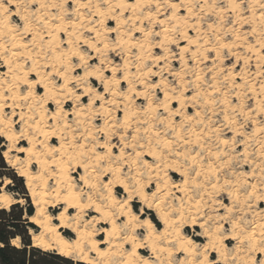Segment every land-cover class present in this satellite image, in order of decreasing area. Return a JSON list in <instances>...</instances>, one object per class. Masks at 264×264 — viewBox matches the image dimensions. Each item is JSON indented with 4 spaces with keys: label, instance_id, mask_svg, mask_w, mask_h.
Here are the masks:
<instances>
[{
    "label": "snow or ice",
    "instance_id": "1",
    "mask_svg": "<svg viewBox=\"0 0 264 264\" xmlns=\"http://www.w3.org/2000/svg\"><path fill=\"white\" fill-rule=\"evenodd\" d=\"M206 4H209V0H157L156 3L146 0L143 4L140 0H119L115 4L113 0H96L95 4L92 0H60L59 3H51L50 0H22V2L0 0V16L3 17L0 19V68L5 70L2 79L6 81V85L0 84V87L4 88V92H0V99L5 102L13 101L12 108L27 109L20 116L23 128L18 135L15 132L9 133L8 139L13 141V146L19 140H28L30 146L27 149H16L18 152L28 154L19 175L27 177L30 182L41 181L45 196L50 192L59 199L63 191L65 205L79 207V204L70 202L72 196L77 198L84 196L83 192H73L76 184L73 178L75 169L83 168L84 175L80 176V181L89 189L95 186L89 181L93 173L115 178L116 173L123 174L127 170L132 173L131 182L140 189L137 195L131 198L143 197L148 208L156 207L161 213L159 219L164 225L165 233L173 226L177 231L182 232L184 226L188 224H198L201 228H205L210 222H215L222 247L226 248V240L235 241L237 247L248 243L250 253L261 254V258L253 259L252 264H264V166H262L264 161L245 173L239 187H231L234 181L227 176L223 185L218 187L219 173L224 169L214 166L215 160H219L221 155H228L220 144L227 146L229 139H221L220 144L216 145L217 151L213 152L209 147L211 137L208 135L210 127L213 130L219 127L212 121V117L218 116L219 113L214 107H209L216 105L218 100L220 104L225 105L220 109L225 113V127L232 123L239 124V128L230 129L233 132L231 138V143L234 145L233 154L236 153L237 147L244 143L245 133L240 129H246L249 124L257 123L247 116L239 122L231 120L228 110L232 100H229L224 93L232 94L237 105L240 108L244 107L240 103V96L231 93L227 84L231 83L235 86L236 79L239 78L247 85L244 76L245 73H250L253 58L257 60L256 75L264 78V64L260 63L264 60V0H229V7H226L221 0H212L210 7H218L222 12H228L230 15L227 17H214L212 12H205ZM164 6L168 13L164 19L153 20L152 16L145 17L153 27L159 25L160 31L154 32L151 29L146 31L138 27L143 20L135 16L137 9L142 12L146 9H155L157 15H160V9ZM18 7L21 10L14 11ZM80 9L87 10V14ZM257 10L260 21L259 32L254 26ZM125 12L130 15L125 16ZM244 12L250 13L252 18H246ZM232 13L236 15L232 16ZM109 21H114L115 26H109ZM130 21L132 27L129 33H140L137 43L140 39L155 37L159 42L152 46L164 49L166 45L179 46L180 41H184L182 51L193 63L197 61L204 63L212 59L213 67L216 68L218 62L219 67L216 70L223 77L224 92L216 76L211 78L213 82L206 84L204 96L201 95L199 84L185 86L181 83L173 88L176 95L169 96L165 91L164 99L157 98L158 103L154 108L149 104L142 109L145 112L155 113L151 119L137 121L124 115L116 117V123H109L108 118L111 117L109 111L108 117L104 118V126H94L95 133L88 130L80 131L78 127L80 121H76L77 127H73L68 122L62 101L58 98L61 94L66 98L71 96L69 84L72 82L67 73L86 63L81 48H95L99 51L96 45L103 44L107 49L111 33H116V37L113 38L114 47L111 50L115 51L121 47L120 32ZM198 24L201 27H198ZM201 28L209 33L207 39L201 34ZM85 33L89 35L85 36ZM162 33L163 39H160ZM102 36L104 40L100 39ZM168 50L171 51L170 48ZM72 58H77L80 64H73ZM155 58L167 60L166 56ZM179 58L183 60V56ZM224 61H227V64ZM115 71L118 69L113 71V76ZM9 75L11 79L8 78ZM123 79L126 81L127 77ZM195 79L202 81L205 78L197 75ZM115 84L119 85L120 79H116ZM75 86L73 84V87ZM259 86L264 90V82ZM151 87L159 88L160 85L153 84ZM189 92L191 95H188ZM139 94L135 93V95ZM112 95L124 97L125 93L112 91ZM221 95L223 99H220ZM244 96L251 98L247 92ZM133 98V96L127 97L129 101ZM75 99L79 100L80 95H76ZM97 99L103 97L98 94ZM173 99L176 102L175 107L169 103ZM91 103L94 104L95 101ZM50 104H54L55 108H51ZM5 106L7 105L0 104V109ZM190 108L195 111L190 112ZM202 111L204 115H201ZM247 111L264 117V104L257 110L249 106ZM231 112L236 113L237 116L244 115L243 111L238 112L236 107H231ZM10 115H15V112ZM97 118H101L99 113ZM0 123L5 121L0 120ZM259 123L260 128L253 129L252 135L264 133V120ZM12 124H15V121H12ZM133 124L136 127H133ZM0 135H4V132L0 131ZM117 136L120 151L114 154L113 149L116 145L112 143L111 138ZM11 150L10 148L9 151ZM261 155L264 156V152ZM213 157L215 160L212 159ZM2 159L3 157L0 156V160ZM223 163L225 166H231V157L229 156ZM245 163H248L246 158ZM20 164L17 158V162L12 164V167L15 168ZM98 169L104 171L98 173ZM171 173H179V182L172 179ZM152 177H155V180ZM125 178L129 179V177ZM49 181L52 183L49 184ZM4 182L0 174V184ZM7 183L11 184V181ZM111 184L112 181L109 180L108 184L103 185L109 193ZM209 188L213 189L211 194ZM125 190H128L127 185ZM132 191H136V188ZM177 193H180L178 197ZM241 195L245 197L242 203L246 211L243 215L237 216L236 213L241 212L239 206ZM148 196H151V201L148 200ZM88 198L91 199L90 193ZM225 200L228 202L225 203ZM8 203L10 202L0 204V208L7 207ZM121 206L126 207V202H122ZM165 207L167 211L163 210ZM254 207H260L261 211L254 212ZM185 208L189 212L194 210L188 219H184ZM204 208L210 209L213 215L204 213V218L201 219V210ZM97 211L100 209L97 208ZM249 211L254 212L259 222L255 218H249ZM39 215L43 217L44 213ZM217 216L218 221L215 220ZM63 218L61 216V219ZM132 221H137L132 225L133 232L137 227L156 231L151 222L140 223L136 216L127 221L123 228H127ZM34 222L42 221L36 219ZM113 223L115 224V221ZM225 223L229 225L227 229L224 228ZM257 228L260 229L259 235ZM203 235H210L206 228ZM0 239H6L2 233ZM123 242L129 243L128 240ZM131 243L132 247L128 255L132 257L137 255V248L147 247L146 244H136L135 237ZM188 243L191 244L192 241L189 240ZM11 244L17 248L21 247L17 239L11 240ZM209 247L216 251L215 244L210 243L205 246L203 260L191 262L187 259H178L176 264H228L229 257L226 252L221 253L222 259L219 261L209 260L207 258ZM96 251L100 259L95 264H106L103 260L105 253L99 249ZM152 251L155 252V249ZM175 251L183 253L185 249L177 248ZM116 264H135V262L125 259L117 261ZM141 264H154V262L145 259ZM232 264H236L235 257H232Z\"/></svg>",
    "mask_w": 264,
    "mask_h": 264
},
{
    "label": "rangeland",
    "instance_id": "2",
    "mask_svg": "<svg viewBox=\"0 0 264 264\" xmlns=\"http://www.w3.org/2000/svg\"><path fill=\"white\" fill-rule=\"evenodd\" d=\"M22 2V0H21ZM51 3H59L60 0H50ZM153 3L157 2V0H152ZM221 2L226 6V3L224 0H221ZM92 3L95 4L96 0H92ZM212 3V0H209V4H206L205 6V12H212L213 16H224L227 17L230 14L228 12H222L220 10V8L218 7H210V4ZM165 7H161L160 9V15H157L156 10L152 9V10H144L143 12L139 9L137 11V14L139 15L140 18L144 17V13L148 12L150 13V15L152 16L153 20H161L164 19V16H166L168 13L165 11ZM227 7V6H226ZM21 9L18 7L16 9H14V11H20ZM51 11V10H50ZM81 12H84L85 14H87V10L85 9H80ZM63 14V13H61ZM256 14H259V11H256ZM125 16L130 15V13L125 12L124 13ZM201 15H203V13H201ZM232 16H235V13L231 14ZM244 16L246 18H249L250 13L248 12H244ZM2 17V16H0ZM139 25V24H138ZM257 27V31L259 32L260 29V24H255ZM254 25V26H255ZM109 26L114 27L115 26V22L114 21H109ZM198 27H201L199 24L197 25ZM132 27V23L129 22V24L125 25L123 27V29L120 32V38L122 39H128L130 40L129 43V47L126 49H119L117 48L115 51L111 50L114 47V43H113V38L116 37V33H111L109 34V38H108V48L107 49H103L102 52L100 54H97L93 51H91L89 48L87 47H83L81 48V54L85 56L86 59V63L83 64V66H77L74 70H70L67 75L69 80L72 82L69 84V89L71 91V96L66 98L63 94H61L58 98L62 101V107L64 108V112L65 115L67 116L68 122L72 124L73 127H77L76 124V119L73 117L72 112L74 110L77 109H81L84 108V110H82V113L84 114V119L83 121L79 124V130L80 131H92L93 133H95V127L94 126H104V118L108 117V113L109 111H111V117L108 118L109 119V123H116L117 121L115 120L116 117H122V112L124 108L127 107H131V109H133L131 112L134 113L131 114L130 119H135L137 121L139 120H144V119H151V116L155 115L154 112L151 113V111L145 112L142 109L145 107H148V105L150 104L152 108H154L156 106V103H158L157 98H159V100H161L162 98V93H160V91H167V93H169L171 96L176 95V93L173 92V88L174 87H178L181 83L184 84L185 86H189V85H195V84H199L201 86V95L204 96L205 92H204V88L206 87V84L208 82H213L211 80V78L213 76H216L217 81L220 82V86L222 88V92H224V84H223V77L222 75L217 73L216 68L219 67V63L216 62V68L213 67V63L214 61L212 59H208L206 60L204 63H199V61H197L196 63H193L192 60H190L188 58L187 54H184L183 52H181L180 50L184 47L185 42L184 41H180L179 46L177 45H166V47L164 49L158 48V47H153L152 44L158 43L159 40H157V38L155 37H149L147 39H140L139 43L141 45H143V52L145 55L151 56V58L149 59V61H145L144 64L140 65L135 61V56L137 54L136 52V48L133 47L134 43H137V37L140 36V33L138 32H132L129 33V29ZM140 28L142 27V29L144 30H149L151 29L152 31H160V26L157 25L156 27H153V25L151 23H149V21L147 19H143V23L139 26ZM220 30V29H218ZM231 30V29H229ZM190 35H193V33H189ZM201 34H203L205 36V38L207 39L209 33L204 32L203 28H201ZM88 33H85V36H88ZM175 35V34H173ZM172 37L170 36L169 39H171ZM7 39V38H5ZM101 40H104V37H100ZM160 39H162L160 37ZM134 42V43H133ZM98 48L101 47V44L96 45ZM131 46V47H130ZM171 49V51H169L168 49ZM239 51V50H237ZM244 54V53H241ZM160 56H166L167 60L164 59H160L159 63H157L156 65L153 63V60L156 59L155 57H160ZM183 56V60L185 65H183L182 63L179 62V57ZM72 62L73 64H77L79 65L80 62L79 60L72 58ZM126 62L128 63V72H129V77H130V86L134 89V91H132L131 93L129 92V84H122L121 89L118 90V92H124L125 94L128 93L129 96H133L134 98L131 100V104L130 102L128 104H126L122 97L120 96H116L113 98V96L111 97L109 94H103L104 90L102 87V83L98 82V81H93L92 84L90 85V91L89 93H87L86 95L79 89L80 86L85 87V80L79 82V84H83V85H77L76 84V79L80 78L83 76V74L89 70L92 69L93 66H97L99 71L101 73H103V78L104 79H110L113 77V74H111L109 71L106 70V66L107 65H111L114 66L115 68L119 69L117 71V73L115 74V79H121L122 75L125 73V70L123 68V63ZM225 64H227V61H224ZM262 64H264V62H260ZM252 64V69L250 71V73H245L244 79L248 82L247 85L243 84L239 78L236 79V85L233 86L231 83L227 84V88L231 90V93H234L235 95H239L240 96V103L244 105L243 108H240L237 105L236 100L234 99V96L232 94H228V93H224L227 95V98L229 100H232V105L229 107L228 110V116L230 117L231 120H235L237 122L241 121L244 119L245 116L249 117L251 120L253 121H257V123L255 124H249L248 127L246 129H240L241 131H244L245 135H244V143L240 144L237 149H236V153L233 154L232 153V148L234 147V145H232L231 143V138L233 137V132L230 130L231 128H239V124L238 123H232L230 124L228 127H225V123H224V117H225V113L221 112L220 109L225 107V105L220 104L219 100L217 102L216 105H209V107H214L215 110L217 111V113H219L218 116H213L212 117V121L215 125H219L218 128H216L215 130H213V128H209L208 129V135L211 137V143L209 144V147H211L213 152L217 151L216 145L220 144L219 142L221 141V139H229V144L227 146L220 144V147L223 149V151L225 153H227L228 155H221V158L219 160H215V157H213L212 159L215 160V165L214 166H219L220 168H223L224 170L221 171L219 173V179H220V185H223V181L225 179V177L227 176L229 179L233 180L234 183L233 185H231V187L236 188L239 187L240 184L243 181L244 175L245 173L249 172L253 167H255L257 164H260L261 161H264V156L261 155L262 152H264V147H262V144H264V134L263 133H258L257 135H252V131L253 129H259L260 128V123L259 121L264 120V117L255 115L254 112H249L247 111V108L250 106L253 110H255L254 108V101L252 99V96L249 94V86L252 84L254 89L256 90V92L258 93V87L260 85V83H262V81L264 80V78H261L259 76L256 75L257 72V68H256V64L257 62H254V60L252 59L251 61ZM4 69L0 68V79H2L3 77V73H4ZM142 73H147V76L142 75ZM195 74V75H194ZM142 76L144 78V84L145 85H141L137 82L138 77ZM201 76L204 77L205 79L202 81H197L195 79V76ZM181 77L183 78L181 80ZM73 84H75L76 86L73 87ZM153 84H158L160 85L159 88H152L151 85ZM210 91V90H209ZM134 92V93H133ZM141 93L144 92V97H140L138 95H135V93ZM247 92L248 96L251 98H246L244 96V93ZM80 95V99L77 100L75 99L76 95ZM99 94V96L103 97V99H97V95ZM188 95H191V93L189 92ZM82 96H84V98L82 99ZM137 97H140L139 100L137 99ZM145 97H147V99H145ZM263 97V98H262ZM258 100H261V105L264 104V91L260 94L257 95ZM93 99L95 101L94 104L91 105V108L88 109L87 105L89 103V100ZM220 99H223V95L220 96ZM113 101H117V103H113ZM6 105L9 104V102H5ZM135 103V104H134ZM148 103V104H147ZM134 104V105H132ZM176 104L173 105V107H175ZM51 108H55L54 104H50ZM203 108V105L201 106ZM231 107H236L237 111H243L244 115L243 116H237L236 113L231 112ZM11 108V109H10ZM101 108L104 109L103 112L100 115L101 118H97V113L100 114ZM206 110V109H205ZM27 111V109L25 108H12L11 106L9 108H5L3 107L0 111V119L4 120L5 123H0V131L4 132V135H0V149H2L1 152V156L3 157L4 163L6 164L7 167H9L11 170L14 171V173L20 177L18 175V170H23L22 168V164L26 162L27 156L23 153H18L16 149L18 148H27L28 147V142L26 140H19L15 143V146H13V141L8 139V135L9 133L15 132L17 135L19 134V131L23 128V124H21L20 122V116L25 113ZM190 112L195 111V109H189ZM15 112V115H10L11 113ZM71 113V114H70ZM201 115H204V112H201ZM12 121H15V124H12ZM49 123H52V121H48ZM133 127H136L135 124H133ZM60 129H58L59 131ZM107 131V129H106ZM98 135V134H97ZM112 143L116 145V147L113 149V153L114 154H118L120 151V147H119V141H118V136L117 137H112ZM239 139V138H237ZM54 142V141H53ZM12 149L11 151H9V149ZM130 151V150H128ZM242 154V155H241ZM4 155H6L8 157L9 162L7 163L5 161ZM229 156L231 157V161L232 164L231 166H225V164L223 163V161L227 160L229 158ZM17 158H19L21 164L18 165L17 167L13 168L12 164L17 162ZM245 158L247 159L248 163H245ZM150 159V158H149ZM262 166H264V164H262ZM1 171V170H0ZM29 171H33V169H29ZM104 171V169H98V173H102ZM84 175V170L82 168H77L75 169V171L73 172V178L76 182L75 184V188L77 189V191L79 192H83L84 196H81L82 200L85 201L86 197L89 195H91L92 199L95 202H100L103 203L102 199H100V195L99 194H103V185L104 183L109 182V180H112V176H104L102 174H97L94 173V175H92L89 178V181L95 185L93 188L89 189L87 186H84V184L82 182H80V176ZM131 176L132 173L128 172L127 170H125V172L123 174H120V177L126 182V184L130 187H134V184L131 182ZM172 179L175 180L176 182H179L180 177L179 175L176 174H171ZM125 177H129V179H126ZM154 180V179H153ZM3 181H5L3 184H0V194H6L9 196V202L7 207H3L5 209H8L10 205L12 204H20L22 206L25 205L24 200H15L10 194H8L6 192V186L8 185L7 179H3ZM24 184H25V180L23 179ZM52 182L49 181V184H51ZM35 186V190H39L41 188L39 183H33ZM26 188V186H25ZM95 188V189H94ZM27 190V188H26ZM209 193L211 194L213 192V189L209 188L208 189ZM28 193V197H29V201L32 205V207L34 208V215L37 219H41L42 217H40V213L39 210L43 209L44 213H48L52 219H54L60 212L63 211L65 205L62 204L59 199H55V197H53L54 195H52L49 192V196L46 198V200L44 202H39L36 198H31L29 195V192L27 190ZM114 193L116 195L117 198H119V200L121 202H123L125 199H128V195H125L124 191L120 188H115ZM63 195V191L62 194ZM177 197L180 195V193L176 194ZM149 201H151V196H148ZM241 199V205H239L241 207V212L236 213L237 216L239 215H243L244 212L246 211V208L243 206V200L245 199V197L243 195H241L240 197ZM131 207L132 210L135 214H137L139 216V219H145V218H149L151 219V221H157L156 225L154 222L153 224L155 225V229L156 230H161L163 228V225H161V223L158 221L157 217H156V209L155 207L153 208H148L145 205L141 204L140 202H138V199L135 198H131ZM178 202V201H177ZM225 203H227L228 201L225 200ZM1 208V209H3ZM164 211H167L168 209L165 207L163 209ZM261 209L260 207H254V212H260ZM74 210H71V214L73 213ZM142 212V214H140ZM254 212L249 211L248 215L249 218H255L257 219V222H259V218L254 216ZM204 213H208L209 215H213L211 213L210 209L204 208L201 210V219L204 218ZM115 214V213H114ZM221 214H223V212L221 211ZM189 215L192 214H187L184 217L185 219H188ZM95 216L94 213H86V216L84 217V220H89L90 217ZM215 220L218 221L219 217H215ZM30 222V221H29ZM124 222V219L120 218L117 220V223L119 226H121ZM31 223V222H30ZM33 224V223H32ZM53 224L57 225L58 222L53 221ZM34 225V224H33ZM36 227V225H34ZM189 226V224H188ZM174 227V226H173ZM229 227L228 224H224V228L227 229ZM102 228H108V226H104V225H99L97 226V230H100ZM175 228V227H174ZM205 228L207 229V231L212 234L213 236L215 235L216 240L219 241V234L217 232V228H216V223L215 222H210L208 225L205 226ZM205 228H201L199 227H184L183 230V234L185 236H189L193 239L194 244V249L196 251V253L198 254L197 257L194 258V262L195 261H200L202 259V256L205 254V246H208L210 244V237H213L212 235L210 236H205L203 235ZM37 231H30L31 234V241L32 244H37L42 242V244H39L38 247L40 249H43V251H54L52 249L51 246H49L47 244L48 237L47 235H44L41 231L40 228L36 227ZM176 229V228H175ZM204 230V231H203ZM64 235H66L69 239H74L75 236L74 234L70 233V231H65L64 229L62 230ZM217 232V233H216ZM260 229L257 228V235H259ZM126 231H122V234H126ZM215 233V234H214ZM136 234L138 235V237L140 239H142L144 237V230L139 229L138 231H136ZM217 235V236H216ZM205 237V238H204ZM104 238L103 235L99 236V240L102 241ZM41 239V240H40ZM18 240V239H17ZM39 240V242H38ZM209 241V242H208ZM230 242V243H229ZM226 243V249L225 252L227 253L229 259H228V264H232V257H235V261L236 264H252V260L253 259H259L261 258V254H257V252H249V247L250 244L246 243L240 247H237V244L235 241H229ZM212 244L214 242H211ZM215 246H218V244L215 242L214 243ZM12 245V244H11ZM14 246V245H13ZM45 246V247H43ZM105 246H103L104 248ZM126 249L128 250L129 247L127 246ZM167 249V250H166ZM171 249V250H170ZM176 247L174 246V244L172 245H164V243L161 241L160 244V251H162L161 253V257L164 260L167 256V254H169V252H173L172 253V257H170L171 261L173 262L172 264H176V261L178 259L183 258L182 254H179L178 256H175V251ZM211 247L208 248V251L210 252ZM168 251V252H167ZM204 251V252H202ZM56 252V251H55ZM167 252V254H166ZM207 252V253H209ZM141 255L149 257V252L147 250H144V252L140 251ZM203 254V255H202ZM165 255V257L163 256ZM201 255V256H199ZM174 256V257H173ZM173 258V259H172ZM69 259H72L74 262L76 261V258L74 256H71ZM211 259H217V254L214 253H209V260ZM153 261V260H152ZM154 262V261H153ZM116 264V263H113ZM154 264H157L156 262H154Z\"/></svg>",
    "mask_w": 264,
    "mask_h": 264
},
{
    "label": "bare ground",
    "instance_id": "3",
    "mask_svg": "<svg viewBox=\"0 0 264 264\" xmlns=\"http://www.w3.org/2000/svg\"><path fill=\"white\" fill-rule=\"evenodd\" d=\"M224 1L226 3V6L229 7L230 6L229 0H224ZM117 2H119V0H113L114 4ZM145 2H146V0H140L141 4H143ZM138 10L139 9L136 10L135 16H139L137 14ZM146 16H151V15H150V13L145 12L144 17H142L141 19L142 20L145 19ZM2 18L3 17H0V19H2ZM251 18L252 17L250 14L249 19H251ZM255 24H260L259 14H256ZM140 25L141 24H139L138 27ZM165 26H167V24ZM128 38L127 39L121 38V45L122 46L119 47V49L121 48L123 50V49H126L129 47L130 40ZM161 38L163 39V33L161 34ZM133 47L136 48L137 54L135 56V61L138 64L142 65V64H144L145 61H149L151 56L144 54L143 47H141L140 43H134ZM89 49L91 51L97 53V54H100L102 52V50L105 48H104L103 44H101L99 51H96L95 48H89ZM182 49L180 50L181 52H183ZM75 59H77V58H75ZM178 60L180 63L185 65L184 60H182L180 58ZM253 60H254V62H257V60L255 58H253ZM159 62L160 61L157 59L153 60V63L155 65ZM260 62H264V60H261ZM123 68L125 70V73L122 75L119 85L115 84L116 79L114 76L110 79H104L103 73H101L99 71L97 66H93L92 69L87 70L83 74L82 77L77 78L76 84L77 85H83V84H79V82L85 80V82H86L85 84L87 85V87L80 86V88H79L84 94L89 93L90 85L92 84L93 81H98V82L102 83V87L104 90L103 94H109L111 97L113 96V98L116 96L112 95V91H118L119 89H121L122 84H126V85L129 84L128 87H129V89H131V91H129V92L131 93L132 91H134V89L130 86L128 63L124 62ZM115 69H117V68H115L114 66H111V65L106 66V70L109 71L111 74H113V71ZM89 72L91 73V75H86V73H89ZM116 73H117V71H115V74ZM142 75H143V77L147 76V73L146 74L142 73ZM123 77H127V80L125 81L123 79ZM137 77H138L137 82L141 85H145L143 82L144 78L140 75L139 76L137 75ZM8 78L11 79L12 78L11 75H9ZM81 78H83V79H81ZM262 82H264V80ZM0 84L6 85V81H4L3 79H0ZM252 89H254V87L251 84L249 86V94L252 96V99L254 101L255 110H257L259 108V106L261 105V100H258L257 95L262 93L264 90H262L260 88V86L258 87V91H259L258 93L256 92L257 88H256V90L254 89V91ZM165 90L160 91V93H162L161 100L164 99ZM0 92H4L3 87H0ZM168 95L171 96L169 93H168ZM128 96L129 95L127 93L124 95V97H122V99L126 104H128L129 102L131 104V101H129L127 99ZM138 96L144 97V92H141ZM140 97H137V99L139 100ZM83 98H84V96H82V99ZM91 101H94V100L93 99L89 100V103L87 105L88 109H90L91 105L93 104V103H91ZM8 102H9V104L7 106H5V108H9L14 103L11 100H8ZM169 103L172 106L174 104H176L174 99L170 100ZM0 104H6V103L4 100L0 99ZM134 104H132V105H134ZM82 110H84V108L77 109V110H74L72 112L73 117L76 120H79L80 123L84 119V116H83L84 114L82 113ZM132 110L133 109H131V107L124 108L123 112H122V117L124 115H127L130 118L131 114L134 115V113L131 112ZM0 111H1V109H0ZM101 111L102 112H100V115L102 113H105V112H103L104 109H102V108H101ZM77 113H78V115H77ZM24 140H26L28 142L27 139H24ZM29 146L30 145H28V147ZM27 148H25V149H27ZM18 153H23L26 156L28 155L27 152H18ZM4 158H5V161L8 163L9 162L8 157L6 155H4ZM20 171L21 170H18V172H20ZM171 174L179 175V173H171ZM18 175H19V173H18ZM92 175H94V173ZM21 178H23L25 180V186H26L31 198L34 197L41 203L46 200V198L49 195H47V196L44 195L45 189H44L43 183L41 181H31L30 182L27 177H21ZM152 179L155 180V177H152ZM111 181H112L111 192L109 193L108 190L105 187H103V190H102L103 194H99L100 199L103 200L102 201L103 203H101V201L99 203L95 202L92 199V197H91V199H89L88 196L86 197L85 201H83L81 197L77 198L76 196H72V197H70V202L73 204H79V207H68L64 203V193H63V195H61V197L59 198V201L62 204H64L65 207H67V211H65V207H64L63 211L60 212L54 219H52V217L48 213H44L43 209H40L39 212L44 213L43 217L41 218L42 222L41 223H35L34 220L37 219L35 216H32L29 221L31 223H33L34 225H36V227L40 228L44 235H47L48 240H49L47 242V244L49 243L48 245L51 246L52 249L54 251H56V253L58 255H60L64 258H70L71 256H74L76 258L77 262L84 263V264H95V262L100 259L96 249H99V251L105 253V255L103 256V260L106 262V264H113V263H116L117 261L125 260V259L132 260L135 262V264H141V262L145 259L153 260L156 263L158 261V264H172L173 260L171 261V259H170V257H172V254L170 255V252H169V254H167L168 251L166 252L167 256L164 260L161 257V253H162V251H160L161 241L164 243V245L174 244L176 249L177 248L185 249V251L183 253L176 252L175 256L182 254L183 258H181V259H187L191 262H194V258L197 257L198 254L196 253V251L194 249L195 243L193 242V239L189 236H185L183 234V231L182 232L177 231V229H175L174 227H169L168 231L165 233L164 232V225L162 224V222L159 219V216L161 215V213L157 211L155 206L154 207L156 209V212H155L156 217H157L158 221L161 223V225H163V228L161 230L153 231L152 229L137 227L135 232H133L132 231V225L136 224L137 221H132V224H129L127 228H123V225L125 223H127V221L131 220L133 216H136L139 218V216L137 214H135L132 210L130 199H131V197H135L137 195V192L140 191V189L135 184H134V187L128 186L126 184V182L120 177V173H116L115 178L112 177ZM34 182L40 184L41 188L39 190H35V186L33 184ZM80 182H82V181H80ZM105 184H108V182L104 183V185ZM125 185H127V188H128L127 191L125 190ZM115 188L122 189L124 191L125 195H128L127 196L128 199H125L123 201V202H126V207L121 206L122 202L119 200V198L116 197V195L114 193ZM133 188H136V191H132ZM73 192H79V191H77V189L74 188ZM53 197H55V196H53ZM55 199H56V197H55ZM137 199H138V202H140L141 204H143L147 207V204L145 203L143 197H140ZM6 202H9V196L6 194H3V193L0 194V204H4ZM89 204H91L92 206L89 207L88 206ZM97 208H99L100 211H97ZM71 210L72 211L74 210V212H75V213L73 212L74 214H72V215H70ZM87 212L94 213L95 216H92V217L89 216L90 217L89 220H84V217L86 216ZM193 212H194V210H193ZM193 212H189V210L187 208H185V213L193 214ZM140 214H142V212ZM61 216H63L64 218L61 219ZM119 217L124 219V222L121 226H119L117 223V220L119 219ZM53 221L58 222V224L57 225L53 224ZM113 221H115V224L113 223ZM139 222L140 223L151 222L153 224V222L149 218H145L142 220L139 219ZM99 225H104V226L106 225V226H108V228H102L100 230H97L96 228ZM190 226L199 227L198 224L197 225L189 224V226L185 225L184 227H190ZM154 227H155V225H154ZM63 229L65 231H67V230L70 231V233L74 234L75 238L69 239L66 236L67 234L64 235V233L62 231ZM139 229H142L145 232L144 237L142 239H140L138 237V235L136 234V231H138ZM122 231H126L127 233L122 234ZM157 232H159V234H157ZM101 235L104 236L102 241H100L98 239L99 236H101ZM211 235L212 234H210V236ZM133 237H135V243L136 244H146L147 245V247L137 248V255L135 257L128 255V253L131 251V247H132L131 242L133 240ZM124 240H128L129 243H124L123 242ZM189 240L192 241L191 244L188 243ZM210 241L214 242V243L216 242L218 244V246H216L215 252L213 250H210V252L209 251L208 252L217 254L216 260H218V261L221 260L222 259L221 253L225 252L226 248L221 246L219 241L216 240L215 235L213 237H210ZM229 241L230 240H226L225 245ZM38 242H39V240H38ZM169 242H171V243H169ZM39 244H42V242L38 243V245ZM38 245L34 244L33 246L36 248H39L40 246L38 247ZM103 246H105V247L103 248ZM127 246L129 247L128 250L126 249ZM43 247H45V246H43ZM43 249H41V250H43ZM153 249H155V252L152 251ZM144 250H147L149 252V255H150L149 257L141 255L140 251L144 252ZM202 252H204V251H202ZM171 253H173V252H171ZM209 253H207L208 259H209ZM257 254H260V253L257 252ZM163 256L165 257V255H163ZM199 256H201V255H199ZM204 258H205V254L202 256L201 260H203ZM228 263H230V262H228Z\"/></svg>",
    "mask_w": 264,
    "mask_h": 264
},
{
    "label": "trees",
    "instance_id": "4",
    "mask_svg": "<svg viewBox=\"0 0 264 264\" xmlns=\"http://www.w3.org/2000/svg\"><path fill=\"white\" fill-rule=\"evenodd\" d=\"M2 149H0L1 156ZM2 179L11 181L6 186V192L15 200H24L25 205L12 204L8 209L0 208V233L6 239H0V264H84L64 258L55 251H43L33 246L30 231L36 232V227L29 222L34 215L23 178L18 177L13 170L0 160ZM1 186V185H0ZM153 222L157 224V221ZM18 239L21 247L11 245V240Z\"/></svg>",
    "mask_w": 264,
    "mask_h": 264
}]
</instances>
